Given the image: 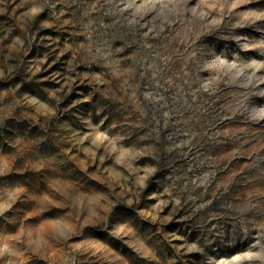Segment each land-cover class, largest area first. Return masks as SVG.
<instances>
[{"label":"rangeland","instance_id":"obj_1","mask_svg":"<svg viewBox=\"0 0 264 264\" xmlns=\"http://www.w3.org/2000/svg\"><path fill=\"white\" fill-rule=\"evenodd\" d=\"M0 264H264V0H0Z\"/></svg>","mask_w":264,"mask_h":264}]
</instances>
